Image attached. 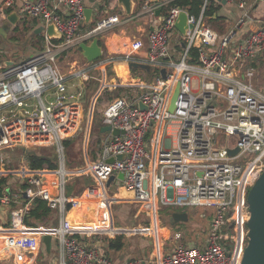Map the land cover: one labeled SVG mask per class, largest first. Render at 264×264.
I'll list each match as a JSON object with an SVG mask.
<instances>
[{
	"label": "built area",
	"instance_id": "2783aa9c",
	"mask_svg": "<svg viewBox=\"0 0 264 264\" xmlns=\"http://www.w3.org/2000/svg\"><path fill=\"white\" fill-rule=\"evenodd\" d=\"M140 1L139 9L130 15L103 14L89 25L84 24V0L2 1L1 17L8 14L5 8H15L24 17L39 19L44 30L39 52L0 66V151L51 146L58 168L27 167L21 174L26 187L13 191L4 187L0 204L8 207V217L0 222V230L8 235L6 243L17 232L16 244L30 259L37 253L42 235L50 233L56 240L53 264H143L138 259L112 260L103 240L83 241L82 235L87 234L71 229L64 218L54 228L29 227L23 218L34 197L56 209L59 216L73 201L65 194L72 170L65 166L63 141L77 134L84 110L82 87L78 89L72 78L85 85L93 76L88 62L63 75L58 67L61 56L74 51L80 42L88 43L107 30L147 15L152 29L147 31L145 56L134 62L148 65L155 75L151 82L139 85V93L124 91L104 105L100 125L110 129L92 149L93 158L72 172L90 176L93 186L106 191L115 185L119 193L148 206L150 227H112V234L102 231L111 237L121 230V234L149 232L155 247L153 264H240L247 241L246 196L264 166V90L254 83L256 67L252 63L264 52V18L250 15L247 0H224L235 4L242 14L235 27L221 36L205 23L203 12L209 0L198 15L189 14L184 7L168 6L170 0L159 4ZM162 7L165 15L155 23L156 10ZM181 10L187 11L192 23L184 36L174 27ZM247 20H256L258 25L238 38L237 28ZM49 24L54 25L57 37L47 34ZM173 33L177 39L171 46ZM141 44L137 41L134 48ZM178 46L180 53L174 58ZM193 47L198 53L195 63L187 61ZM177 82L175 106L169 112L168 99ZM113 129L122 133L113 134ZM234 149L237 151L230 154ZM109 158L113 161L108 162ZM110 176L113 179L107 186ZM25 190L27 198L22 195ZM19 198L25 202L19 204ZM169 207L206 210L201 216L209 218L208 233L202 245L184 241L180 231L165 236L163 231L168 229L161 226L159 211Z\"/></svg>",
	"mask_w": 264,
	"mask_h": 264
},
{
	"label": "crops",
	"instance_id": "0c3cea01",
	"mask_svg": "<svg viewBox=\"0 0 264 264\" xmlns=\"http://www.w3.org/2000/svg\"><path fill=\"white\" fill-rule=\"evenodd\" d=\"M2 1L3 0H0V6L2 5ZM151 1L154 2L156 1L155 2L156 4H159L161 2V0H151ZM247 2L250 5L249 13L254 19L264 18V0L257 2H254V0H247ZM17 4H19V2H17ZM140 4H141L140 0H132V8H133L132 13L136 12L139 9ZM84 5L85 7H92L93 9L92 21L103 14L106 15L112 12H117L120 15H124L122 13V7L119 6L117 0H97L95 3H91L90 0H84ZM214 5H217V1L214 2ZM218 5H220L219 9L216 12L217 18L219 17L218 20L222 22L224 25L227 24L228 26L227 28L231 27L232 29L233 26L236 24L238 18L241 16L242 11L238 9V7L233 3L222 4L221 2H218ZM11 12L16 14V21L15 23L11 24L13 26L21 25L22 21L25 22L26 23L25 26L31 30H38L42 26L39 19H31L24 17L15 8L12 9ZM164 15H165V11L161 9L159 15H157L154 18L155 23L161 20V18ZM151 22L152 20L149 18V16L145 15L138 19L137 18L133 19L122 26H117L113 29L107 30L98 37L100 41V45L102 47L105 45L106 49H103L104 52L102 53H104V55L101 56L99 59H97V61L95 60L93 62L88 63V65L91 67V70L89 72L90 75L91 73L93 74V71H97L98 73L97 78L93 75L94 77L89 80V81L97 80V84L99 83L98 84L99 89L97 90L98 87L96 88L97 92L94 97L98 98V95L101 94L102 89L108 93L114 92V90H121L120 92L116 91L114 95H111L112 96L111 99H108L103 104V106L117 95L123 93L124 91H129L134 95L139 93L140 92V89H138L140 88L139 85L141 86L143 84L149 83L153 79L155 75L154 70L151 69L144 70L139 67L135 68L134 70H131L128 67L129 60L126 59V56L133 59V61L140 58H144L146 52V35H147V31L152 28ZM7 23L10 24L9 21L7 22V20H4V18L0 16V25ZM257 25L258 23L256 20H251V21L247 20L245 24L240 25L239 28H237L236 36L238 38L244 37L248 31L256 28ZM137 41L142 42L140 48H134V45ZM179 53H180L179 49L178 52L175 51L173 53L174 58H178ZM5 61H3V63ZM252 63L256 67V75L254 77V83L257 86L262 87L264 90V52ZM108 66H110L109 73L107 69ZM90 114L91 113L89 112V119H90ZM91 123L93 122L90 121V124L86 125L85 127L86 135L84 136V140H85L84 143H86V146H84L82 155L80 154L81 156L80 160L82 162L80 164L81 166L86 164L88 161H90L91 158H93L92 151H89L88 149V139L90 137L91 128H92ZM100 124H101V117H100ZM81 134L83 135V133ZM98 142L99 143L97 144V146L101 144L100 139ZM14 148L16 147L9 148L12 150H7L5 148L0 151V157L2 158V161L0 162V177L13 178L11 184L9 185V189L12 191L21 187L22 185L21 183L23 181L21 174L28 167L23 156L21 157V160L17 162L15 165L9 164V162H12V160H8L2 157V151L4 152V154L6 152L10 153L16 151L14 150ZM50 175H53V173H50ZM89 190H91V192ZM107 192L108 191L104 190L103 188L95 187L91 184V182H89V185L84 187L83 190L80 191L78 194L69 195V196L67 195L73 201L68 203L70 204L69 207L68 204L66 205L65 214L63 216L60 215L59 219L60 220L63 218L66 219V222L71 229L84 231L85 234L87 235L83 236L84 235L83 234L81 239L85 242L97 240L91 238L92 237L91 233H94L96 231L103 232L102 230H107L110 234H112L111 230L112 227H114V224L112 223L111 209L109 210L110 197L107 194ZM82 198L95 199L96 201L95 202L83 201L84 203L74 202V199H82ZM24 202L25 200L23 198L18 199L19 204H23ZM59 219H58V224L48 223L47 225L42 227L54 228L59 225V221H60ZM2 235L4 234L2 233ZM4 236H8V235H4ZM107 237L113 238L108 235ZM100 239L102 240L103 238ZM14 244L16 246H14ZM147 244L149 247L151 246L153 252L150 260H143L140 258H138V260H141L143 264H153L155 249L153 248V244L150 240H147ZM41 245L42 243H40V247ZM52 245H54L53 242ZM140 246H142V244H140ZM40 247L37 253L30 260H27L25 258H27L28 256L25 255L22 251H20L21 249L17 246L15 242L6 243L5 241L4 243L0 244V264L2 262H8V261L10 262V264H36ZM21 252L23 257L20 255ZM115 253L117 255L120 254V252H115ZM56 255H57V251L56 248L53 246L50 254L48 255L49 256L48 264H53L55 262ZM111 259L118 261V260L130 259V258L126 257L121 259L117 257L116 258L111 257Z\"/></svg>",
	"mask_w": 264,
	"mask_h": 264
},
{
	"label": "rangeland",
	"instance_id": "374dc122",
	"mask_svg": "<svg viewBox=\"0 0 264 264\" xmlns=\"http://www.w3.org/2000/svg\"><path fill=\"white\" fill-rule=\"evenodd\" d=\"M218 19L219 17L215 19L206 18L205 23L209 25L211 28H213L214 30H216L218 34L220 35L228 33L231 30V27L227 28L228 27L227 24L224 25ZM4 20H7L6 16L4 17ZM2 25H0V27ZM235 25L233 26V28L235 27ZM6 26L9 27V31L6 33L5 37L0 36V66L3 64V61L5 60L19 61V60L31 57L36 52L40 51L39 48H41V41H40V44H37V37H35L32 34L31 29L23 26L22 24L13 26L11 25V23L10 24L7 23ZM15 28H18V30L16 31ZM176 39H177V34L173 33L172 36L170 37L171 46L174 45V41ZM103 49H106L105 45L102 47V51L104 52ZM103 55L104 53H102L101 56ZM86 62L88 61H86L84 57L81 55L80 49L76 48L74 51L70 52L66 56L64 57L61 56L58 62V67L63 75L68 76L74 70H78L84 67ZM91 75L92 76L94 75L97 78L98 73L97 71H93V74L91 73ZM72 79L76 80V81H73V84L78 86V89L80 86L82 87V90H84L82 94V98H83L82 102H83V109H84L83 121L80 125V129L77 132V134L72 137L71 139L72 144L67 150V156H68L69 163L67 165L68 167L66 168L73 171L81 167L80 164L82 162L80 160L81 158L80 154L82 155L84 146H86V143H84L85 142L84 136L86 135L85 134L86 125H89L91 121L93 122L91 123L93 124V127H96L101 117V111L104 107L103 104L108 99H111L112 97L111 95H114L116 91L120 92L121 90H114V92L108 93L102 89L101 94L98 95V98H96L94 96L97 90L99 89L98 87L99 83L97 84V80H91V81L88 80L89 83L87 82V84L83 85L80 79H75V78H72ZM89 112L92 114V115L90 114V119H89ZM93 130L94 129H92V132L90 133V137L88 139L89 151H92L93 148H96L97 144L99 143L98 142L99 139L101 140L105 138L106 136V133L97 134L96 131H93ZM80 132L83 133V135ZM2 157L8 160L17 159L16 161L19 162L21 160L22 155L17 150L14 152H10V153L6 152L5 154L2 151ZM72 171L70 173V177H68L69 178L68 181L70 179L74 180L76 178L75 175H82V174H73ZM72 176L74 177L72 178ZM90 182L92 184V179ZM87 185H89V183H87L84 187H86ZM84 187L79 188L75 186L73 187L72 191L76 193L78 189H80L79 191H82ZM117 188L118 187L115 185L110 186L107 192V194L110 197L109 210L111 209L112 223L114 224V227H118L121 229H129L135 226L136 227H150L151 222H152V214L148 206L131 200L129 197L123 194V192L119 193V190ZM89 191L91 192V190ZM69 206L70 204H68V207ZM115 206L117 210H120L121 206H124L125 212L123 213L122 217L117 215V211H116V215L114 214L113 208ZM125 206H128L127 207L128 211H126ZM121 212H122V208H121ZM172 212H185L188 215V220L177 222L176 224L171 225L170 215L172 214ZM204 212H206V210L202 209L201 207L199 208L169 207V208L160 210L159 216L161 217V220H160L161 226L163 228L167 227L168 229V230L163 231L165 233V236H167V234H170V232L174 233V232L180 231L184 241L190 242L197 246L202 245L205 242V239L207 238L208 223H209L208 217L201 216V214ZM104 232L105 231L103 232L96 231V233H91V236H92L91 238L100 239V238H104L107 235L111 236L109 233L105 234ZM115 235L116 234H114V236ZM147 240H150L153 244V248H155L153 240H152V236L149 232L145 234H125V245H124V248L120 251V254L117 255L115 252L111 251L109 256H111L112 258L117 257L121 259L127 257L131 259L140 258L143 260H150L153 252H152L151 246L150 247L148 246ZM140 244H142V246H140ZM48 259H49V256L44 253V248L41 245L38 256H37L36 263L42 262V263L48 264L49 263Z\"/></svg>",
	"mask_w": 264,
	"mask_h": 264
},
{
	"label": "water",
	"instance_id": "95a60500",
	"mask_svg": "<svg viewBox=\"0 0 264 264\" xmlns=\"http://www.w3.org/2000/svg\"><path fill=\"white\" fill-rule=\"evenodd\" d=\"M97 0H90L91 3H95ZM119 6L122 7V13L124 15H130L133 12L132 8V0H117ZM222 4H225L226 2L224 0L220 1ZM85 19L84 24L88 25L92 22V15H93V9L92 7H85ZM160 10H156V15H159ZM213 17H216V14L213 15ZM7 21H9L11 24L15 23L16 21V14L13 12H10L6 16ZM175 29L181 34L185 35L186 30L192 28V23L188 22V14L187 11L181 10L178 12L177 18L174 23ZM152 29V28H151ZM44 30V27L41 26L38 30H35L36 32H42ZM9 31V27L6 26V24H3L0 27V36L5 37L6 33ZM46 32L49 36L57 37L58 33L56 32V29L54 28L53 24H49L46 27ZM182 46H184V43H181ZM78 49L81 51V55L84 57V59L88 62H93L97 59H99L102 55V47L99 43V40L97 37H94L90 42H80L78 44ZM6 65H10L13 63L12 60H6L4 62ZM128 67L131 70H134L135 68L139 67L144 70H149L150 67L144 63L134 62V61H128ZM160 74L162 77H165V70L164 68L160 69ZM178 85L177 82L168 99L167 103V111L172 112L175 106V101L178 94ZM142 106V105H141ZM144 106H142L143 108ZM110 129V126H102L101 132L108 131ZM113 134H119L122 133V131L113 129ZM237 151V149L230 150V154H234ZM123 155H118L117 158L121 159ZM108 162H112L113 158H109L107 160ZM118 178L122 179L123 175L121 173L118 174ZM113 176H110L108 179L106 185L108 186L110 182L112 181ZM44 180V177L42 178V181ZM28 190L23 191L22 195L24 198L28 197ZM246 202L248 206V212L249 217L246 221V228H247V243L244 247L240 264H264V166L262 169L261 174L259 177L255 180L253 185L248 190L247 196H246ZM7 206L5 204H0V222L5 223L7 221ZM188 215L185 212H172L170 215V224L174 225L177 222L187 221ZM121 231H117V234H121ZM41 243L44 247L45 253L50 254L52 249V235L50 233H44L41 238ZM1 264H10V262H2ZM41 264V263H36Z\"/></svg>",
	"mask_w": 264,
	"mask_h": 264
},
{
	"label": "trees",
	"instance_id": "16d2710c",
	"mask_svg": "<svg viewBox=\"0 0 264 264\" xmlns=\"http://www.w3.org/2000/svg\"><path fill=\"white\" fill-rule=\"evenodd\" d=\"M204 1L205 0H170L168 6L184 7L188 11L189 14L198 15L201 11V7H202ZM151 2L155 3L156 1L155 2L151 1ZM214 2H216V0H209L207 8L203 12L204 15L209 19H215V18H213V15L216 14L217 10L220 7V5H218V2H217V5H214ZM162 10H164V7H162ZM10 11H11L10 8L4 9L5 13H9ZM216 18H217V16H216ZM22 25L25 26L26 23L23 22ZM15 30L17 31L18 28H15ZM32 34L35 37H37V44H40V41L43 38L42 33H36L35 30H32ZM177 48L180 50L179 46ZM41 49H42V46H41V48H39V50H41ZM197 59H198L197 49L194 47L190 48L188 51V54H187V61H189L191 63H195V62H197ZM109 68H110V66L107 67L108 73H109ZM98 122L99 123H97L96 127H93V124H92L91 132H92V129H94L93 131H96L97 134L101 133V131H100L101 130L100 120ZM71 144H72V141L70 138L63 141L65 165L66 166L69 163L68 156H67V150L69 149ZM6 149L12 150L9 148H6ZM14 150L19 151V153L24 157L26 164L30 169H37L38 170V169L46 168L49 170H53V169L58 168L57 155H56L54 147L39 146V147L27 148V149H25L23 147H16V148H14ZM16 160L17 159H13L12 162H9V164L15 165L17 163ZM5 165H7V164H5ZM50 173H52V172H49V175H50ZM75 176H76V178L74 180L70 179L69 181H67V183L65 185V194L66 195L78 194L80 192L79 191L80 189H78L77 192L75 193L72 191L73 187L76 186V187L81 188V187H84L87 183H89L91 181V178L87 175L82 174V175H75ZM73 177L74 176H72V178ZM12 179H13L12 177H0V193L2 192L3 189L9 187V185L12 182ZM71 180H73V181H71ZM21 184H22L21 185L22 187L27 186V183L24 179H23ZM125 207H126V211H128L127 210L128 206H125ZM114 208H113L114 214L116 215V211H117V215L122 217L123 213L125 212L124 206H121L122 212H121V208H120V210H117L116 206ZM58 219H59L58 211L56 209L48 207L46 202L44 200H42L40 197H34L31 200L28 211L24 215V218H23L24 224L26 226H29V227L45 226L48 223L58 224ZM102 240L107 245L106 246L107 254L110 255L111 251L112 252H120L124 248L125 234H117L113 238L105 236ZM52 242L54 243V245H52V247L54 246L56 248V240L54 238L52 239ZM14 246H16V245L14 244ZM20 255L23 257L22 252L20 253ZM25 259L30 260L29 257H27Z\"/></svg>",
	"mask_w": 264,
	"mask_h": 264
},
{
	"label": "bare ground",
	"instance_id": "6f19581e",
	"mask_svg": "<svg viewBox=\"0 0 264 264\" xmlns=\"http://www.w3.org/2000/svg\"><path fill=\"white\" fill-rule=\"evenodd\" d=\"M83 201H89V202H95L96 200L95 199H74V202H83ZM84 203V202H83ZM139 228V227H138ZM140 230L144 231L143 228H140ZM17 237H18V233L17 232H14L12 235H11V240L12 242H15L16 243V240H17ZM8 238V236H4L2 235V231L0 230V244L1 243H4L6 241V239Z\"/></svg>",
	"mask_w": 264,
	"mask_h": 264
}]
</instances>
